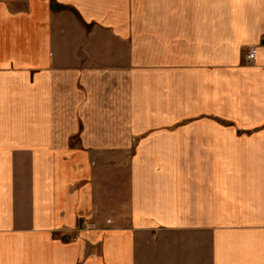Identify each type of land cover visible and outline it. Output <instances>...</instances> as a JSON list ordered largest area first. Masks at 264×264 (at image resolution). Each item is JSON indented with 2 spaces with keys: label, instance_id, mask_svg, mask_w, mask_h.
Masks as SVG:
<instances>
[{
  "label": "crops",
  "instance_id": "0c3cea01",
  "mask_svg": "<svg viewBox=\"0 0 264 264\" xmlns=\"http://www.w3.org/2000/svg\"><path fill=\"white\" fill-rule=\"evenodd\" d=\"M218 4L0 0V264H264V0Z\"/></svg>",
  "mask_w": 264,
  "mask_h": 264
},
{
  "label": "rangeland",
  "instance_id": "374dc122",
  "mask_svg": "<svg viewBox=\"0 0 264 264\" xmlns=\"http://www.w3.org/2000/svg\"><path fill=\"white\" fill-rule=\"evenodd\" d=\"M225 0H218V14H221L220 12H224L225 11V4H224ZM223 10V11H222ZM58 11L61 12V11H69L71 13H73L79 20L81 23H83V25L87 28V31H91L93 29V27L95 26V24H88L84 21V19L82 18L81 14L76 10V8L74 7H69V6H65V5H59L58 6ZM89 27V29H88ZM250 60V59H249ZM125 160V159H123ZM104 172H106V176H113L114 175V172H115V169L114 167H107L106 169H99L97 172H96V175L97 176H103ZM98 196H100L99 194H97ZM98 200V199H97ZM99 206H101L100 203H98Z\"/></svg>",
  "mask_w": 264,
  "mask_h": 264
},
{
  "label": "built area",
  "instance_id": "2783aa9c",
  "mask_svg": "<svg viewBox=\"0 0 264 264\" xmlns=\"http://www.w3.org/2000/svg\"><path fill=\"white\" fill-rule=\"evenodd\" d=\"M255 58V52L251 51L250 54L248 55V59L253 60Z\"/></svg>",
  "mask_w": 264,
  "mask_h": 264
},
{
  "label": "trees",
  "instance_id": "16d2710c",
  "mask_svg": "<svg viewBox=\"0 0 264 264\" xmlns=\"http://www.w3.org/2000/svg\"><path fill=\"white\" fill-rule=\"evenodd\" d=\"M88 29H89V27H88Z\"/></svg>",
  "mask_w": 264,
  "mask_h": 264
}]
</instances>
